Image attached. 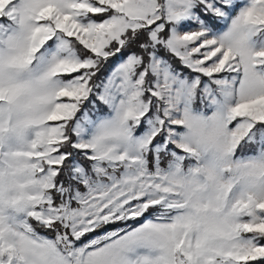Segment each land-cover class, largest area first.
Returning <instances> with one entry per match:
<instances>
[{
  "label": "snow or ice",
  "instance_id": "6c2138e0",
  "mask_svg": "<svg viewBox=\"0 0 264 264\" xmlns=\"http://www.w3.org/2000/svg\"><path fill=\"white\" fill-rule=\"evenodd\" d=\"M0 264H264V0H0Z\"/></svg>",
  "mask_w": 264,
  "mask_h": 264
},
{
  "label": "trees",
  "instance_id": "16d2710c",
  "mask_svg": "<svg viewBox=\"0 0 264 264\" xmlns=\"http://www.w3.org/2000/svg\"><path fill=\"white\" fill-rule=\"evenodd\" d=\"M111 66H112V63L110 62V64L108 65V67L105 69V73L104 74H107V71H108L109 68H111Z\"/></svg>",
  "mask_w": 264,
  "mask_h": 264
}]
</instances>
